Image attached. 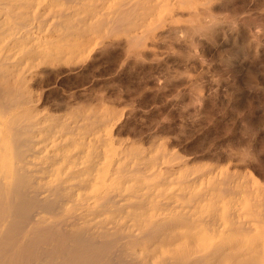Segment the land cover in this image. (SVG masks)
<instances>
[{
	"label": "bare ground",
	"instance_id": "bare-ground-1",
	"mask_svg": "<svg viewBox=\"0 0 264 264\" xmlns=\"http://www.w3.org/2000/svg\"><path fill=\"white\" fill-rule=\"evenodd\" d=\"M101 1L0 0V264H264V245L232 237L252 226L247 212L264 223L258 187L248 192L250 206L224 199L240 189L220 186L221 178L201 188L184 178L179 191L161 197L159 183L119 180L148 164L137 155L113 161L109 149L99 148L111 144L113 127L105 126L99 141L88 137L103 115L75 123L69 132L79 130L72 142L81 148L68 156L69 124L50 120L37 128L40 122L8 113L33 102L26 84L90 54L91 36L104 26L107 32L144 26L141 35H128L130 45L154 35L160 0H106L108 7H99ZM67 156L82 165L62 176L57 165ZM207 232L231 236H196Z\"/></svg>",
	"mask_w": 264,
	"mask_h": 264
},
{
	"label": "rangeland",
	"instance_id": "rangeland-1",
	"mask_svg": "<svg viewBox=\"0 0 264 264\" xmlns=\"http://www.w3.org/2000/svg\"><path fill=\"white\" fill-rule=\"evenodd\" d=\"M259 2L160 0L159 19L147 20L157 24L154 35L130 45L128 35H141L144 26L114 32L104 26L92 34L90 54L70 58L58 72L26 84L33 102L8 113L40 122L37 128L50 120L69 124L68 156L81 148L78 139L72 142L79 130L69 132L75 123L103 115L104 124L88 137L99 141L105 126L113 127L111 144H99L101 150L109 149L113 161L132 155L147 159L142 170L117 173L119 180L159 183L156 191L165 197L179 191L184 178L194 180L196 188L221 178L220 186L240 189L224 199H244L250 206L252 187L264 196V3ZM99 5L108 7L106 0ZM68 156L57 165L62 176L82 165L74 166ZM243 217L252 226L232 237L264 245V223L255 213Z\"/></svg>",
	"mask_w": 264,
	"mask_h": 264
}]
</instances>
